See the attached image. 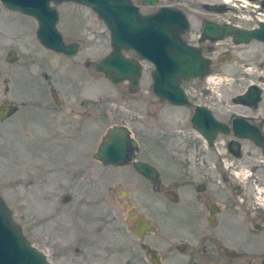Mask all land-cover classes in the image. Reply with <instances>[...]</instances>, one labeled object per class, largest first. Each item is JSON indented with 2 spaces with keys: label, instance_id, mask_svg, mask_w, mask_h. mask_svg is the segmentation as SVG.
I'll return each instance as SVG.
<instances>
[{
  "label": "flooded vegetation",
  "instance_id": "1",
  "mask_svg": "<svg viewBox=\"0 0 264 264\" xmlns=\"http://www.w3.org/2000/svg\"><path fill=\"white\" fill-rule=\"evenodd\" d=\"M130 1L143 16L154 15L165 7L182 11L189 27L183 40L199 50L209 64L204 77L185 75L169 82L167 93H155V66L132 49L123 54L141 67L136 87L129 79L114 83L98 72L97 65L104 58L93 64L95 72L113 85H125L124 103L131 113L141 117L139 122L131 116V123L141 125L143 140L141 145L133 129L122 121L113 127L126 129L137 142V147L130 146L125 163L106 164L94 157L97 152L91 156L111 178L106 191L109 196L116 194L126 201L109 205L102 220L98 205L72 201V195L80 191L90 195V187L94 194L96 178L82 169L69 173L68 164L75 162H67L66 156L57 163L51 159L52 151L61 152L65 143L72 142L85 127L100 124L99 90L92 89L83 98L77 95L90 76L87 59L91 55L82 53L81 45L70 40L68 31L67 39L59 31L60 5L55 6L59 15L56 26L64 44L76 46L77 51L71 55L44 46L38 39V21L17 13L34 22L27 34L34 44L24 45L21 51L9 49L6 59L33 68L19 71L16 77L19 84L28 82L30 93L20 94H27L32 119L41 121L36 129L41 130L50 149L49 153L40 151L46 156L30 155L32 175L48 178L64 167L62 190L68 191L61 204L54 207L61 220L56 221L57 214L47 219L53 227L48 232L51 236H47L46 251L28 241L49 264H264V211L253 204L264 200V42L236 43L241 32L263 28L264 0H205L194 13L180 7L179 0H156L155 5H147L148 0ZM10 52L13 62L8 58ZM112 52L111 46L109 55ZM237 53H241V59H236ZM78 57L84 59L83 65ZM233 60L244 72L232 80L249 84L241 93L226 98V65ZM78 70L83 71L81 79L76 78ZM148 73L151 93L146 96L142 81ZM176 83L183 95L177 93ZM60 86L73 99H85L80 102L85 107L78 102L79 109L69 108ZM252 87L255 94L249 93ZM165 96L181 97L182 103ZM12 109L9 118L18 112V106ZM203 116L211 121L210 125L200 126L205 135L194 122ZM41 159L53 166L44 171ZM139 163L145 166L143 172L136 168ZM110 170L117 171L119 177L112 176ZM116 221L125 226V234L105 230L116 226ZM51 239L59 240L60 246L56 247Z\"/></svg>",
  "mask_w": 264,
  "mask_h": 264
},
{
  "label": "rangeland",
  "instance_id": "2",
  "mask_svg": "<svg viewBox=\"0 0 264 264\" xmlns=\"http://www.w3.org/2000/svg\"><path fill=\"white\" fill-rule=\"evenodd\" d=\"M179 1L182 4L180 7L189 13H194V9H199L205 0ZM167 2V0H163V3ZM59 11L61 24L58 28L61 34L67 39L69 37L68 31L70 40L81 45L82 53L91 55V58L87 59L90 62L88 71L90 76L87 77V82L81 86L83 90L81 89L77 95L83 98L84 95L86 97L87 94L92 93V89H98L101 96V107L100 110H97L100 113L99 126L95 128L89 126L87 129L85 127L83 131L75 135L72 142L65 143L66 145L61 152L52 151L51 159H53V163H57L56 161H60L66 156L67 162H75L68 164L69 173H75L76 170L82 169L87 176L96 178L94 181H96L97 186L93 189L97 191L94 194L90 187V195L85 194L83 191L74 194V196L71 195L73 204L98 205L100 219L102 220L107 213L109 205L112 203H125L126 201L121 199L120 196H116V194L109 196L106 191L110 185L108 179L111 178L106 177V170L93 160L91 156L97 152L99 143L106 136V131L122 121L128 123L133 129L134 136L142 145L141 125L131 123V116L134 114L127 109L124 103L125 94H127L125 85L115 86L104 75L97 74L94 70L93 64H96L111 52L110 32L105 24L90 8L84 6L63 3L59 6ZM17 13L6 9L0 3V108L18 106V112L14 116L5 121H0V197L5 200L8 208L13 212L14 220L22 226L26 237L31 242H34L39 250L46 251L47 236H51L48 232L53 227L52 223L48 224L47 219L55 217L57 214L56 218L58 219L56 221L61 220L60 213H56L54 207L61 204V199L68 191L62 190V181L65 176L61 175L64 167L56 171L58 174L55 175L53 173L48 178L37 174L32 175L33 166L31 167V165L33 163L30 161V155H45V153L40 154V151L49 153L50 149L44 135L40 132L41 130L36 129L41 121L40 118L32 119V108L26 96L27 94H20L24 92L30 93L31 89L27 86L28 82L24 78V83L19 84L16 77L19 71L25 72L33 68L28 66L24 68L25 64L23 63L11 64L6 59L9 49L18 48L21 51L24 45L34 44L32 37L29 35L28 38L27 35L28 30L34 26V22L26 16ZM23 34L27 36L25 37ZM13 38L16 40L15 43L12 42ZM247 54L249 55V52ZM237 58L241 59V53L236 54ZM83 60L82 57L77 59L80 65H83ZM81 69L86 70L82 67ZM226 71L229 84L223 91L225 97L230 98L241 93L249 83L243 80L237 82L232 80L244 72V69L239 67L238 62L233 60L228 63ZM76 74V78L81 79L84 77L82 70H78ZM60 89L61 95L69 101V108L75 107L79 109L77 107L78 102L79 105H82L80 102L85 99H79L78 97L73 99L67 94L65 87L61 88L60 86ZM47 93H49V89ZM142 93H145L146 96L151 93L149 73L145 74L142 81ZM109 100L111 103H108ZM82 106L85 107L84 104ZM117 112L120 115H116ZM33 115L35 117L37 114L34 113ZM133 117L140 122V116L134 115ZM98 136L99 140H97ZM76 161L81 162L77 165ZM40 162L43 164L44 171H46V168L49 169L50 166H53L49 165L44 159H41ZM109 173L112 176L116 174L115 177H119L117 171L110 170ZM81 188L82 190L85 188V182ZM120 191L118 190V192ZM113 199L115 200L112 201ZM253 204L261 206L262 211H264V200L260 203L256 201ZM105 230L112 232L119 230L123 233L126 229L124 225H119L118 221H116V226H111ZM111 235L115 234L112 233ZM54 241L56 240L51 239V242ZM57 244L60 246L59 240L54 242L56 247Z\"/></svg>",
  "mask_w": 264,
  "mask_h": 264
},
{
  "label": "water",
  "instance_id": "3",
  "mask_svg": "<svg viewBox=\"0 0 264 264\" xmlns=\"http://www.w3.org/2000/svg\"><path fill=\"white\" fill-rule=\"evenodd\" d=\"M0 3L10 11L35 18L40 25L39 41L48 48L70 55L77 48L64 44L56 26L59 15L55 6L75 3L89 7L109 30L113 48V52L97 65V71L114 83L129 79L134 87L137 86L141 67L138 62L127 59L123 54V51L130 49L136 51L142 60L155 66V93H167L168 83H173L179 76L204 77L208 70V60L183 40L182 35L189 29L188 21L186 15L177 9L165 7L154 15L143 16L130 0H0ZM147 3L155 5L156 0H148ZM262 27L259 30L241 32L236 36V43H249L252 40L264 42V24ZM12 56L13 52H10L8 58L11 62ZM175 87L177 93L183 95L177 83ZM254 88L250 89V94L256 93ZM165 97L175 103H182L179 101L181 97ZM12 110L11 107L0 108V121L8 119ZM201 110L203 109L198 108V111ZM207 118L203 116L202 120L194 121L197 129L204 135L200 126L210 125L211 121ZM130 146L137 147V142L130 138L128 131L113 127L108 130L94 157L106 164L120 165L125 163ZM136 168L140 172L145 170V166L140 163L136 164ZM0 264H49L46 256L30 244L1 197Z\"/></svg>",
  "mask_w": 264,
  "mask_h": 264
}]
</instances>
